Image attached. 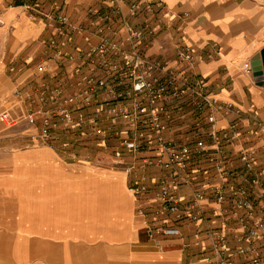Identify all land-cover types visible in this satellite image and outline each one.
<instances>
[{
    "label": "built area",
    "instance_id": "built-area-1",
    "mask_svg": "<svg viewBox=\"0 0 264 264\" xmlns=\"http://www.w3.org/2000/svg\"><path fill=\"white\" fill-rule=\"evenodd\" d=\"M60 1L68 0H52V6ZM130 1L127 14L135 16L140 0ZM100 2L99 8L87 10L84 24L40 12L35 3L26 5L32 19L50 24L51 35L41 41L36 84L26 82L23 90L14 86L10 97L16 103L0 111V124H25L34 145L65 149L72 140L111 151V163L134 174L127 191L152 243L161 235L183 240L179 226L194 223L193 264H237V258H245L240 264H264V220L249 199L256 188L264 197V166L257 168V149L246 145L250 138L264 137V118L253 107L243 113L211 99L204 78L192 70V46L174 48V65L148 56L159 22L136 28L124 17L118 19L119 0ZM160 7V2H150L146 10L155 15ZM75 37L82 45L70 46ZM30 62L27 57L23 64ZM243 69L250 70L248 63ZM187 111L194 128L188 131L185 125L170 136L173 121ZM220 112L236 118L227 127L214 128ZM227 146L240 148L237 169ZM186 187L189 196L181 192ZM231 220L238 226L233 246L228 243Z\"/></svg>",
    "mask_w": 264,
    "mask_h": 264
},
{
    "label": "crops",
    "instance_id": "crops-1",
    "mask_svg": "<svg viewBox=\"0 0 264 264\" xmlns=\"http://www.w3.org/2000/svg\"><path fill=\"white\" fill-rule=\"evenodd\" d=\"M119 1L118 19L124 17L136 28L159 22L146 49L148 56L174 65V48L192 46L196 52L192 70L204 78L205 93L243 113L253 107L264 118V86L253 76L251 66L253 56L264 48V0H140L135 16L127 14L130 0ZM150 2L161 4L155 15L146 10ZM32 3L40 12L53 11L73 24H84L87 10L101 6L100 0L60 1L56 8L52 0H0V32L12 39L2 53L5 66L24 67L29 56H34L35 62L41 60V41L51 35V27L32 19L33 12L25 8ZM35 42L30 50L29 44ZM75 45H82L78 37L70 46ZM246 63L250 70L243 69ZM28 72L19 73L14 83L22 82ZM235 118L233 113H215L214 128L227 127ZM177 131L170 130V136ZM15 132L0 126V264L186 261L187 251L177 237L157 236L154 243L147 239L143 218L136 213L137 203L127 191L134 174L103 168L104 163L111 162V151L102 152L91 142L77 144L72 140L65 149L60 145L32 146L21 132ZM246 145L257 149V168L263 167L264 137L250 138ZM239 149L225 148L235 169L239 168ZM86 157L93 161L84 162ZM181 192L187 194L184 188ZM249 199L264 220V197L257 188ZM184 225L179 226L180 234L189 236ZM237 229L231 220L229 238Z\"/></svg>",
    "mask_w": 264,
    "mask_h": 264
},
{
    "label": "rangeland",
    "instance_id": "rangeland-1",
    "mask_svg": "<svg viewBox=\"0 0 264 264\" xmlns=\"http://www.w3.org/2000/svg\"><path fill=\"white\" fill-rule=\"evenodd\" d=\"M11 41H12L11 37H7L6 33L0 32V111L2 109L8 108L10 106L9 104L11 102L13 104L16 103V100L12 99L10 97L11 92L14 89V85L15 86L17 85L19 87V89L22 88V90H23L24 89V84L26 82L29 83L30 81H32V84H34V85L36 84L34 66L38 63V61L35 62V57L34 56H29L31 58V62H30V64H28L27 66H24V67H22V65H20V64H18L16 66L12 65L11 67H9V66H5L2 63V61H1L2 53H3L4 49L6 48V45L7 44L9 45ZM29 45L30 46L28 48L31 50L32 47L36 45V42L35 43H31ZM6 58H7V55H5V58H4L3 62L6 60ZM24 70H29L30 72H28L26 75L27 76L29 74L30 75L28 77H26L24 80H22V82H20L21 80H18V82H16V84H15L14 81L17 79L18 74L19 73L21 74L22 71H24ZM192 116H193L192 112L191 111H187L186 115L183 118H179V119L176 118L173 121L171 128L174 129V128H179V127H182V126L186 125L185 128H186V130L189 131V129L193 127V125H192L193 124V119H191ZM0 126L4 127L1 124H0ZM23 126L25 127L24 128V133H23V128H22ZM13 129L16 130V132H15L16 134L21 132L29 140L28 135L30 133V128L27 127L25 124L20 123V124L16 125L15 127H13ZM63 139H70V137L66 136ZM110 143L113 144L112 141ZM30 145H32V146H40V145L31 144V143H30ZM111 148H113V147H111ZM96 149H94V151H95L94 154L95 155H99L98 150H96ZM104 167L105 168H110V169H113V170H116V169H121L122 170L121 166H118V165H116L114 163H111V162L104 163L103 164V168ZM184 190H185V192L187 194H185V193H183V194H185L186 196H189V194H190L189 188L186 187V188H184ZM184 226H185L184 227L185 231L187 233H189V236H188V234L186 235L183 232V235H182L183 240L182 241H183V243L188 244V247L184 248L185 251H187V256H186L187 259H186V261L184 263H181V264H193L195 262V260H196V255H195L196 254V249L193 248L192 245H191V235L196 229H198V226L196 224H194V223H187ZM143 231H144V229H143ZM144 233H145V231H144ZM228 243H229L230 246L234 245L233 239L229 238L228 239ZM262 246H263V244L259 243V248H261ZM245 261H246L245 258H237L236 259L237 264L243 263Z\"/></svg>",
    "mask_w": 264,
    "mask_h": 264
},
{
    "label": "water",
    "instance_id": "water-1",
    "mask_svg": "<svg viewBox=\"0 0 264 264\" xmlns=\"http://www.w3.org/2000/svg\"><path fill=\"white\" fill-rule=\"evenodd\" d=\"M253 76L259 79L260 84L264 86V48H262L251 59Z\"/></svg>",
    "mask_w": 264,
    "mask_h": 264
}]
</instances>
